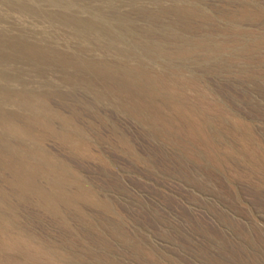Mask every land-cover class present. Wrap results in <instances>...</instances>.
<instances>
[{"label": "rangeland", "instance_id": "obj_1", "mask_svg": "<svg viewBox=\"0 0 264 264\" xmlns=\"http://www.w3.org/2000/svg\"><path fill=\"white\" fill-rule=\"evenodd\" d=\"M0 264H264V0H0Z\"/></svg>", "mask_w": 264, "mask_h": 264}, {"label": "bare ground", "instance_id": "obj_2", "mask_svg": "<svg viewBox=\"0 0 264 264\" xmlns=\"http://www.w3.org/2000/svg\"><path fill=\"white\" fill-rule=\"evenodd\" d=\"M149 101V100H148ZM152 102V101H151ZM155 102V101H154ZM162 106H164V105H162Z\"/></svg>", "mask_w": 264, "mask_h": 264}]
</instances>
